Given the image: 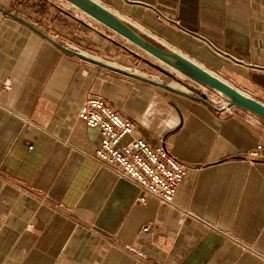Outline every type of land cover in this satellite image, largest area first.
<instances>
[{
	"label": "crops",
	"instance_id": "1",
	"mask_svg": "<svg viewBox=\"0 0 264 264\" xmlns=\"http://www.w3.org/2000/svg\"><path fill=\"white\" fill-rule=\"evenodd\" d=\"M96 1L264 104V0ZM43 3L0 0V264H264V129L80 60L45 29ZM90 96L187 167L171 205L96 163L99 134L76 118Z\"/></svg>",
	"mask_w": 264,
	"mask_h": 264
},
{
	"label": "built area",
	"instance_id": "2",
	"mask_svg": "<svg viewBox=\"0 0 264 264\" xmlns=\"http://www.w3.org/2000/svg\"><path fill=\"white\" fill-rule=\"evenodd\" d=\"M51 37L59 38L57 35ZM62 43V46L69 50L80 51L63 41ZM202 91L210 99L217 116L243 113L217 96ZM76 118L99 134L100 140L94 153V160L98 165L113 171L120 178L130 180L144 195L156 198L164 205L172 204L176 190L186 174L185 165L162 145L150 147L142 137L135 136L134 123L99 97H87L81 104ZM123 138L128 140L121 143ZM261 150L262 145L258 144L247 157L256 160L260 157ZM138 201L143 203L145 197L141 196ZM2 223L0 218V228ZM146 230L147 228L143 229Z\"/></svg>",
	"mask_w": 264,
	"mask_h": 264
},
{
	"label": "water",
	"instance_id": "3",
	"mask_svg": "<svg viewBox=\"0 0 264 264\" xmlns=\"http://www.w3.org/2000/svg\"><path fill=\"white\" fill-rule=\"evenodd\" d=\"M64 1L70 4L71 6L75 7L79 11H81L83 14H85L86 16L94 20L95 22L103 25L106 29L112 31L114 34L118 35L122 39L128 41L135 47L139 48L140 50H142L143 52H145L147 55L151 56L158 62L164 64L165 66L172 69L179 75L195 83L201 89L224 100L225 102L228 103L229 106L234 107L240 111H243L255 117L264 125V104L246 95L240 90L234 88L233 86L229 85L227 82L214 76L210 71L199 67L196 63L190 61L189 59L183 57L182 55L156 46L155 44L147 40L144 36H142L140 33H138L134 28L122 22L121 20H119L110 11L106 10L104 7L98 5L97 3L96 4L93 3L92 0H64ZM51 5L54 8L59 9L53 4ZM61 12L63 11L61 10ZM62 48L66 50L67 52L71 53L72 55L76 56L80 60H83V61H86L92 64H96L98 66H101L109 70L117 71L120 73H125L128 76L140 78L142 80L149 82L150 84L159 86L171 92H175V93L180 92L169 86L157 83L153 80L139 77L134 73L111 68L101 62L83 58L80 55H78L76 52L69 50L63 46ZM121 48L126 53H128L130 56L136 58L137 60H140L147 66L155 69L157 72L171 79H175V77L171 75L165 69L159 67L158 65L152 63L151 61L145 58L140 57L139 55L133 53L132 51L128 50L127 48L123 46H121ZM183 85L187 87V89L190 92L196 95L195 98L197 100L208 104L212 108L211 101L205 92L197 90L196 88L190 87L186 84H183Z\"/></svg>",
	"mask_w": 264,
	"mask_h": 264
},
{
	"label": "rangeland",
	"instance_id": "4",
	"mask_svg": "<svg viewBox=\"0 0 264 264\" xmlns=\"http://www.w3.org/2000/svg\"><path fill=\"white\" fill-rule=\"evenodd\" d=\"M98 1H100V0H98ZM45 2L46 3H43V7H41L39 9V14H40L41 18H43V16L45 15L46 16L45 19L49 20L48 24L45 23V29L47 31H50V33L60 37L61 41L67 43L72 48H76L80 51L85 52L86 54H90L89 56H93L96 59L100 60L101 62L116 65L119 68L122 67V69H123V67H125V66L127 67L128 65H130L132 70H135V72L137 71L138 73L144 75L146 78L151 79L153 81H156L160 84L175 88L176 90H180L182 87L185 89V91L184 90L183 91L180 90V91L185 92L189 95H193V93L190 92L187 89V87H185L183 84H186L190 87L196 88L197 90H200V91L203 90L198 85L191 82L187 78L179 75L175 71H173V70L170 71L169 70L170 68H168L167 66H165L162 63L160 64L157 60H155L151 56L147 55L142 50L135 47L134 45H132L128 41H126V40L122 39L121 37H119L118 35L114 34L112 31L106 29L103 25L95 22L94 20H92L91 18H89L88 16L83 14L81 11H79L75 7L70 6V4H68L64 0H45ZM51 4L58 7L60 10L54 8ZM61 10L63 11L62 14H67L68 18L63 19L62 17H60L59 13L61 12ZM113 13L116 15L120 14V13H116V12H113ZM120 15L119 16L122 19H124L128 22L133 21V20H130L127 17H125L123 14H120ZM131 23H133V22H131ZM96 31L103 33L105 35H109L110 37H112L115 40L116 43L119 44V46H123V47L127 48L128 50L132 51L133 53L139 55L140 57L145 58V59L151 61L152 63L158 65L159 67L165 69L171 75H173L175 77V79H171V78L157 72L155 69L147 66L146 64H144L140 60H137V59L132 58V57H129V58L124 57L127 53L122 48L119 49V51H120L119 54H120V56L122 55L124 58L119 57V60L117 61L113 58L114 55L104 54V53H103L104 54L103 55V54H100L98 52H91L89 50H86V48H83L79 45L78 41H80V39H79V37H80L79 33L80 32L93 35L94 33H96ZM143 31L144 32L141 31L143 33L141 35L144 36L147 40H149L150 42H152L153 44H155L156 46H158L160 48L166 49V48H164V46H162V45H164V43L161 44L160 42H157L155 38L154 39L152 38L153 36L151 37L147 32H145V30H143ZM165 45H167V44H165ZM168 47L171 49H175V48L170 47V46H168ZM175 50L179 51L177 49H175ZM183 55H185V54H183ZM186 58L189 59L188 56H186ZM240 114L249 119V117L247 116V113L243 112ZM254 119H256V118H254ZM256 120H258V119H256ZM258 122H260V121L258 120ZM257 125H260L264 129V125L262 123L257 124Z\"/></svg>",
	"mask_w": 264,
	"mask_h": 264
},
{
	"label": "bare ground",
	"instance_id": "5",
	"mask_svg": "<svg viewBox=\"0 0 264 264\" xmlns=\"http://www.w3.org/2000/svg\"><path fill=\"white\" fill-rule=\"evenodd\" d=\"M93 1V3H97L98 5H100V6H102V7H104L106 10H108V11H110L113 15H115L119 20H121L122 22H124V23H126V24H128L129 26H131L132 28H134L138 33H140V34H143L142 32H144L143 31V29L141 28V26H139L138 24H136V23H131V22H128V21H126V20H124V19H122L118 14L116 15V14H114L111 10H109L108 8H106L105 6H103V5H101L100 3H98V2H96L95 0H92ZM71 6V5H70ZM142 31V32H141ZM161 44H162V42H161ZM162 46H164V48H166V50H168V51H171V52H174V53H177V54H181V55H183L181 52H179V51H176L175 49H171V48H169L167 45H162ZM73 50V49H72ZM74 51V50H73ZM75 52V51H74ZM76 53L78 54V55H80L81 57H83V58H87V59H91V60H94V61H97V62H101V61H99V60H96V59H93V58H91L89 55L90 54H86L85 52H83V51H76ZM145 53V52H144ZM183 57H185L186 58V56L185 55H183ZM188 59V58H187ZM190 60V59H189ZM190 61H192L193 62V60H190ZM101 63H103V64H105L106 66H109V67H111V68H115V69H119V70H123L122 68H118L116 65H110V64H107V63H105V62H101ZM160 63V62H159ZM195 63V62H194ZM161 64V63H160ZM199 67H201V68H203L201 65H199V64H197ZM204 69V68H203ZM129 70V69H128ZM170 71H172V69H169ZM134 73H136V72H134ZM137 74V73H136ZM143 76V75H142ZM214 76H216V75H214ZM221 79V78H220ZM158 83V82H157ZM172 88V87H171ZM173 89H175V88H173ZM176 90V89H175ZM180 90H184L185 91V89L184 88H182L181 87V89ZM180 90H178V91H180ZM182 91H180V92H182ZM185 93V92H184ZM247 95V94H246ZM247 116L249 117V119L252 121V122H254V123H257V124H260V122H258V120H256V119H254L253 118V116L251 117L250 115H248L247 114Z\"/></svg>",
	"mask_w": 264,
	"mask_h": 264
}]
</instances>
